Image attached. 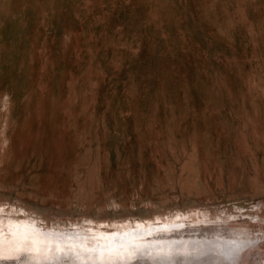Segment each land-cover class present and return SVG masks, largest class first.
<instances>
[{
    "label": "rangeland",
    "instance_id": "rangeland-1",
    "mask_svg": "<svg viewBox=\"0 0 264 264\" xmlns=\"http://www.w3.org/2000/svg\"><path fill=\"white\" fill-rule=\"evenodd\" d=\"M259 233L264 0H0L15 264H264Z\"/></svg>",
    "mask_w": 264,
    "mask_h": 264
},
{
    "label": "bare ground",
    "instance_id": "bare-ground-1",
    "mask_svg": "<svg viewBox=\"0 0 264 264\" xmlns=\"http://www.w3.org/2000/svg\"><path fill=\"white\" fill-rule=\"evenodd\" d=\"M33 227H18V228H9L8 230L10 231H14L13 233H17L19 234L18 237H24L26 235H32V237L34 238H37V233H35L32 229ZM17 229V230H16ZM164 235H167V234H163V235H160V234H155V233H151V232H143V229L139 230L138 231V234H134V235H127L126 238H124V240H121L122 243H124L125 241L127 242H133V241H140V242H150L151 240H155V239H158V238H161L163 237ZM253 238V239H252ZM251 240H264V233H259L253 237L250 238ZM51 240H54L53 238H51ZM9 241V236L6 237L4 240L2 239V243L0 245V252L1 251H4V253L2 254L3 256H6L7 259L3 260L5 262H2L0 264H15L18 262V260L20 259L19 257L21 256V251H20V247L17 245V247H14L15 249H13L12 247V250H3L2 248L6 245V243ZM75 241V240H73ZM121 243V244H122ZM248 244H251V243H248ZM14 246V245H13ZM9 248V247H8ZM131 250V249H130ZM256 252V251H255ZM254 252V253H255ZM133 252L131 250V252H129V255H131ZM258 253V252H257ZM133 255V254H132ZM10 258V259H9ZM32 258L34 261H39V259H34V257H24L23 260L21 261L22 263H19V264H36V263H33L31 262L29 259ZM144 258V257H142ZM156 260V259H155ZM142 262H146L144 264H151V262H153V259L150 258L148 260H145L142 261ZM159 262V261H158ZM157 260L155 262V264H158ZM161 264H166V263H161ZM171 264V262H170Z\"/></svg>",
    "mask_w": 264,
    "mask_h": 264
}]
</instances>
